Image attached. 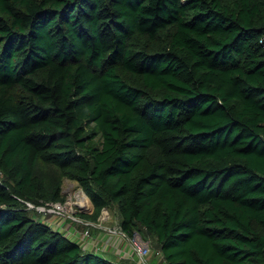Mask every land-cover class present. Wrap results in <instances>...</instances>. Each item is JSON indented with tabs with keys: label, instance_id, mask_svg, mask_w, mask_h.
Listing matches in <instances>:
<instances>
[{
	"label": "trees",
	"instance_id": "obj_1",
	"mask_svg": "<svg viewBox=\"0 0 264 264\" xmlns=\"http://www.w3.org/2000/svg\"><path fill=\"white\" fill-rule=\"evenodd\" d=\"M40 163L167 264H264V0H0V264H121Z\"/></svg>",
	"mask_w": 264,
	"mask_h": 264
},
{
	"label": "rangeland",
	"instance_id": "obj_2",
	"mask_svg": "<svg viewBox=\"0 0 264 264\" xmlns=\"http://www.w3.org/2000/svg\"><path fill=\"white\" fill-rule=\"evenodd\" d=\"M41 166L45 170L44 172L46 173L49 187L52 189L60 188V195L62 197V200H57L56 198H54L48 200L46 203L44 202L41 203L39 201V204H32V202H28L27 205L30 208H37L39 209V211L47 212L45 216L50 221L61 224L62 226L64 224H66V226L68 224L70 225L72 224L71 226H77L82 232L85 231L87 226L86 224L75 220L74 216H76L77 218L81 217L86 220L93 221L94 223L91 222V230L93 229V227L95 229L97 228L101 229L99 224H103L104 226H111V223L107 221L112 218L114 221L117 220L118 211L115 206L116 204H114L113 202H111L109 206L104 207L100 211V215L98 219L92 218L91 215L95 213V205L91 199V196L83 189V187L79 184V182L75 179H72L64 175L55 166L46 165L44 163H42ZM8 184L11 187V190L14 191L15 190L14 184L11 181H8ZM82 193H86L88 195L90 204L88 203L81 204L79 201H77L76 197L78 195L81 197ZM72 201H77V202H72ZM53 202H61L67 207H63L62 209L56 210L54 208L55 206ZM103 231L105 232L106 230H104L103 228ZM154 264H167V262L165 260L164 261L162 260L161 263L154 262Z\"/></svg>",
	"mask_w": 264,
	"mask_h": 264
},
{
	"label": "crops",
	"instance_id": "obj_3",
	"mask_svg": "<svg viewBox=\"0 0 264 264\" xmlns=\"http://www.w3.org/2000/svg\"><path fill=\"white\" fill-rule=\"evenodd\" d=\"M105 211V210H104ZM103 211V212H104ZM117 213V220L114 221L113 218L108 220L107 222L111 223V226H104L103 224H99L101 229L97 228L91 230L92 236L87 237L84 232L80 231V229L77 226H71L68 224H64L62 227V230L69 234V236H72L79 240L83 246V248L90 252H96L97 254L103 255L111 260H113L116 263L121 264H138V261L136 258H134V254L132 251L131 244L129 240L126 237H123L120 234H114L111 233L107 228L116 226V225H122V219L123 215L118 210ZM99 218V216H98ZM113 220V221H112ZM106 230L105 232L103 231ZM72 231V232H71ZM150 234V233H148ZM147 234V235H148ZM149 239L152 244L158 245L157 238L150 234ZM151 260L154 264V262L161 263V261L165 260L164 256L157 255L154 253L151 257Z\"/></svg>",
	"mask_w": 264,
	"mask_h": 264
},
{
	"label": "built area",
	"instance_id": "obj_4",
	"mask_svg": "<svg viewBox=\"0 0 264 264\" xmlns=\"http://www.w3.org/2000/svg\"><path fill=\"white\" fill-rule=\"evenodd\" d=\"M72 202H77V201H72ZM71 205H73V204H71ZM54 206H55L54 208L56 210L62 209L63 207H67L64 204H62L61 202H55ZM74 218L78 222H82V223L86 224L87 228L85 229L84 234L87 237H91L92 236L91 222L92 223H94V222L91 220H86V219L81 218V217L77 218L76 216H74ZM59 225L62 226L61 224H59ZM107 229L111 233L120 234L129 240L131 247H132L133 254H134L133 256H134V258L137 259L138 264H153L152 260H151L152 255L154 253H156L157 255L162 254V250L161 249L155 250L152 246L150 239L144 237L140 231H135L132 234H128V232L125 231L123 229V227L119 224L116 226L109 227Z\"/></svg>",
	"mask_w": 264,
	"mask_h": 264
},
{
	"label": "bare ground",
	"instance_id": "obj_5",
	"mask_svg": "<svg viewBox=\"0 0 264 264\" xmlns=\"http://www.w3.org/2000/svg\"><path fill=\"white\" fill-rule=\"evenodd\" d=\"M76 198H77V201H79L81 204H83V203L90 204V200H89L88 196L86 195V193H82L81 197L78 195ZM85 206H87V205H85Z\"/></svg>",
	"mask_w": 264,
	"mask_h": 264
}]
</instances>
